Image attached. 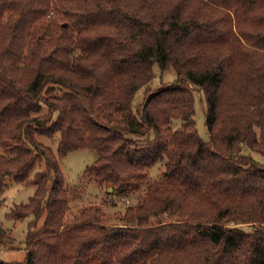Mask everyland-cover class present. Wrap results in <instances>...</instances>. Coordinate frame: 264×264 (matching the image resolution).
<instances>
[{
    "label": "trees",
    "instance_id": "obj_1",
    "mask_svg": "<svg viewBox=\"0 0 264 264\" xmlns=\"http://www.w3.org/2000/svg\"><path fill=\"white\" fill-rule=\"evenodd\" d=\"M156 68L176 80L147 87ZM81 148L98 153L87 182L137 197L114 224L100 205L70 213L60 160ZM253 152L264 157V0H0V195L7 177L36 186L8 213L33 216L26 257L0 264H264Z\"/></svg>",
    "mask_w": 264,
    "mask_h": 264
},
{
    "label": "rangeland",
    "instance_id": "obj_2",
    "mask_svg": "<svg viewBox=\"0 0 264 264\" xmlns=\"http://www.w3.org/2000/svg\"><path fill=\"white\" fill-rule=\"evenodd\" d=\"M155 76L149 82L147 87L155 90L161 85L174 82L177 78L175 71L166 70L160 71L155 69ZM146 86L139 89L136 94L135 103L138 105L143 101ZM201 91L196 90V121L199 132L205 137H208V129L205 122V102L201 97ZM47 111V109H45ZM45 143L50 145L54 150L57 149V143L46 138H40ZM255 157L259 161H263L264 157L259 153H254ZM98 153L94 149L81 148L71 151L66 156L61 158V169L66 178V185L75 190V197L70 201V213H75L79 208L85 205L93 204L102 206L105 212V219L109 224L117 222V217L123 212L126 205L135 204L137 202L136 196H129L128 198L111 195L108 193L105 185H100L96 182H87L85 179V171L89 165H91L97 158ZM39 170L37 166L30 174L33 177L35 172ZM159 165H155L152 168V179L158 178ZM6 181L8 186L4 189L0 195V230L3 228L7 230L10 236H14L15 241L12 244L0 245V259L5 261H24L26 257L25 240L29 230V224L33 220V216H29L24 220H16L8 213L12 207L18 203H25L34 194L36 186L33 184L18 183L7 177ZM111 193V190L109 189ZM115 200L116 204H113ZM46 214H44L38 220V227L42 226L45 220ZM116 218V220H115ZM156 219V218H152ZM157 221V219H156ZM245 228H251L250 226L243 225Z\"/></svg>",
    "mask_w": 264,
    "mask_h": 264
},
{
    "label": "water",
    "instance_id": "obj_3",
    "mask_svg": "<svg viewBox=\"0 0 264 264\" xmlns=\"http://www.w3.org/2000/svg\"><path fill=\"white\" fill-rule=\"evenodd\" d=\"M110 190L112 191V190H113V188L111 187V188H110Z\"/></svg>",
    "mask_w": 264,
    "mask_h": 264
}]
</instances>
